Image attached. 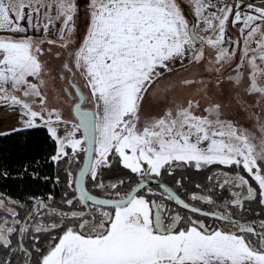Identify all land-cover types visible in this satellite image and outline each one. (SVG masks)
I'll return each mask as SVG.
<instances>
[{
    "label": "snow or ice",
    "instance_id": "1",
    "mask_svg": "<svg viewBox=\"0 0 264 264\" xmlns=\"http://www.w3.org/2000/svg\"><path fill=\"white\" fill-rule=\"evenodd\" d=\"M191 6L193 21L178 0H88L86 32L70 48L75 0H0V108L19 113V127L0 132V139L43 130L54 145L49 160L66 165L60 205L67 206H54L52 195L32 198L27 208L0 197V210L7 208V217L0 218V248L23 253V264H264V218L244 215L246 204L264 207L260 117L253 114L259 149L256 136L224 118L218 103L198 115L199 102L189 100L142 122L146 94L162 76L160 70L173 71L169 64L177 60L206 61L217 73L230 68V84L244 87L257 98L256 105L264 103V7L240 0L228 6L191 0ZM229 26L237 28V38L226 35ZM52 29L57 38L46 39ZM45 45L49 51L57 45L68 49L61 71L79 73L89 92L86 97L68 81L79 102L74 104L78 122L66 135L58 126L70 122L46 106L41 90L43 76L51 71L41 59ZM208 48L214 53L210 60ZM85 102L95 111L84 109ZM111 157L131 175L105 182L101 173L112 167ZM214 165L235 169L208 177L215 180L208 192L218 186L229 198L218 201L196 192L182 197L165 180L178 169ZM0 177L8 178L7 170H0ZM126 183L129 190L122 194ZM175 185L180 189L181 180ZM21 208L25 215L18 218ZM0 264L13 261L5 258Z\"/></svg>",
    "mask_w": 264,
    "mask_h": 264
},
{
    "label": "rangeland",
    "instance_id": "2",
    "mask_svg": "<svg viewBox=\"0 0 264 264\" xmlns=\"http://www.w3.org/2000/svg\"><path fill=\"white\" fill-rule=\"evenodd\" d=\"M78 6V15L75 21V31L70 38L73 43L70 44V48L77 47L86 32L87 25V3L88 0H75ZM217 4H223L225 6L234 5L237 0H215ZM242 5L248 3L254 6L264 7V0H240ZM185 16L190 21L195 19L194 10L191 6V0H178ZM248 9L245 7V11ZM203 35L204 33H200ZM37 37L40 33L35 34ZM226 35L231 38L238 37L237 28L228 27ZM58 33L55 29H52L47 38L56 39ZM45 54L41 58L45 61V67L51 68L50 72H47L43 79L45 81L42 87V92L46 96V106L50 109H56L60 112L62 118L70 123L65 125H59L60 135H66L72 130V123L76 120L72 115L73 102L69 99L65 92L67 87L68 73L61 71L62 62L67 57L68 49H64L57 46L45 45ZM200 46L197 45V48ZM207 59L210 60L214 56L213 50L208 48ZM177 66H181L177 64ZM176 66V67H177ZM70 67H74L70 64ZM214 65L208 64L206 61H202L200 64L192 63V68L182 77H166L162 75L155 84L149 89V92L145 96V100L141 106L140 114L142 117L146 115L159 118L169 110H175L179 106H186L189 100L198 101L199 109H194L196 114H204L203 109L207 106L214 104H220L222 106V112L224 118L235 122L238 126L247 129L253 136H256L254 143L257 144L258 149L260 145L259 128L258 123L253 118V114H257L260 117L259 123L264 124V103L256 105V97L246 94L245 88L233 87L227 80V76L231 75V69L225 68L223 71L217 73L215 71H209V68ZM178 71V70H175ZM74 73V78L78 81L77 85L81 91L87 97L86 89L83 86V79L79 73ZM61 75H65L66 79H60ZM189 79L194 81L191 84H184L183 81ZM220 81V83H218ZM84 108H90L95 111L94 105L85 102ZM18 110L0 108V132L9 131L13 128L19 127ZM82 133H77V136ZM195 171V170H192ZM243 174V173H242ZM246 175V174H245ZM7 210V208H6ZM227 230V229H226Z\"/></svg>",
    "mask_w": 264,
    "mask_h": 264
},
{
    "label": "trees",
    "instance_id": "3",
    "mask_svg": "<svg viewBox=\"0 0 264 264\" xmlns=\"http://www.w3.org/2000/svg\"><path fill=\"white\" fill-rule=\"evenodd\" d=\"M54 145L47 139L46 133L43 130H29L15 134L13 136L0 139V170H7L8 178L0 177V197L6 201H15L27 207L35 202L32 198H44L52 195L54 199V206H61L66 208V205H60L61 198L64 193L66 184V176L63 168L66 167L63 163L60 165L53 164L49 157L53 154ZM112 167L103 169L101 176L105 182H117L131 174L127 170L122 169L118 162V158L111 157ZM25 168L27 169L25 171ZM74 172L77 166H72ZM221 168L220 166H212L197 171L194 168H185L183 170H176L172 177H165L166 182L174 191H178L182 197L189 193L203 194L207 184L213 185L214 181H209V176L217 175L214 170ZM195 170V171H192ZM35 174V175H33ZM22 175V178H20ZM59 176V183H56V178ZM47 177V179H45ZM180 179L182 187L177 189L175 180ZM199 184L201 187L197 188ZM154 189L155 186L151 185ZM127 183L121 186L119 191L124 194L128 191ZM93 194L104 197L98 190L92 189ZM217 191V190H216ZM226 194H230L227 192ZM212 195L218 201L222 200V193L213 192ZM253 204V203H252ZM251 205V204H250ZM12 205L9 203L8 207ZM204 207L205 205H200ZM26 208L17 209L20 213L18 218L25 215ZM183 211V210H181ZM7 217V210H0V218ZM13 240L14 245L17 243V238ZM27 246H31L32 241H21ZM38 254L33 252V259ZM23 253L11 254L7 250L0 248V260L5 258L13 261V264H23Z\"/></svg>",
    "mask_w": 264,
    "mask_h": 264
},
{
    "label": "flooded vegetation",
    "instance_id": "4",
    "mask_svg": "<svg viewBox=\"0 0 264 264\" xmlns=\"http://www.w3.org/2000/svg\"><path fill=\"white\" fill-rule=\"evenodd\" d=\"M65 61H67V57L65 58ZM68 81H71L72 83H74L76 85L78 84L77 83L78 81L74 78V73H68L67 87L65 89L66 94L68 95L69 99L74 104L77 99H75L74 89L71 87V84L68 83ZM257 128H259V126H257ZM224 171H228V172L231 173V172L235 171V169H223V168H219V169L214 170V173L219 174V173H222ZM211 186L212 185L207 184L206 187H205V189L203 190V191L207 190V192L203 193L202 195H205V194H211L212 195L213 192H217V193H222V195H223V198L222 199H225V198H229L230 197V194H226L228 191L221 190V189L218 188V186L216 188H214V190H213L212 193H209L208 192V188L211 187ZM252 203H251V205L250 204H246L245 205V208L247 210L245 211L244 215L247 216L249 219H254V220H259L261 218H264V207L260 206L257 202H252ZM198 206H200V205H198ZM208 207L209 206L205 205L203 208H205V210H207ZM255 213H259L260 215L259 216H256V215H254ZM201 219H205L207 223H214L213 221L209 220L208 218L201 217ZM215 223H219V222H215ZM15 237L17 238V241H18L19 240V234L14 235L12 237V239H14Z\"/></svg>",
    "mask_w": 264,
    "mask_h": 264
},
{
    "label": "crops",
    "instance_id": "5",
    "mask_svg": "<svg viewBox=\"0 0 264 264\" xmlns=\"http://www.w3.org/2000/svg\"><path fill=\"white\" fill-rule=\"evenodd\" d=\"M177 64H179V65H181V66H177ZM177 66V67H176ZM169 68H171V69H173V71H171V72H164V70L163 69H161L160 71H161V73H162V75H166V77H174L175 78V76H179V78L181 79V78H186V77H182L181 75H184V74H186L187 72H188V74H189V69H191L192 68V64H190L189 63V59H185L184 61H183V63H181L179 60H177V61H175L174 63H170L169 64ZM175 70H178V71H175ZM187 71V72H186ZM159 81V80H158ZM155 84V83H154ZM83 86H84V81H83ZM85 88V87H84ZM86 90V94L89 96V92H88V89L87 88H85ZM94 109H95V107H94ZM94 111V110H93ZM141 118H142V122L144 121V120H146V119H148V120H150V119H152V118H155L154 116H149V115H146L145 117H142L141 116Z\"/></svg>",
    "mask_w": 264,
    "mask_h": 264
},
{
    "label": "water",
    "instance_id": "6",
    "mask_svg": "<svg viewBox=\"0 0 264 264\" xmlns=\"http://www.w3.org/2000/svg\"><path fill=\"white\" fill-rule=\"evenodd\" d=\"M74 93H75V92H74ZM76 102H79V101L76 100ZM76 102H75V103H76ZM75 103H74V104H75ZM74 104H73V106H72L71 111H72V115H73L74 119L76 120V122H78L77 117H76V113H75V110H74ZM82 107H83V105H82ZM83 108H84V107H83ZM84 109L93 111V110L90 109V108H84ZM152 185L156 187L155 184H152ZM100 198H104V197H100Z\"/></svg>",
    "mask_w": 264,
    "mask_h": 264
}]
</instances>
